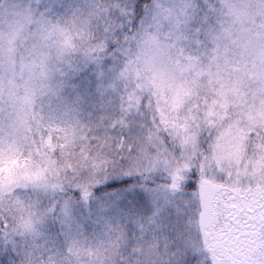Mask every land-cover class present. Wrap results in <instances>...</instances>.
<instances>
[{
  "label": "snow or ice",
  "instance_id": "obj_1",
  "mask_svg": "<svg viewBox=\"0 0 264 264\" xmlns=\"http://www.w3.org/2000/svg\"><path fill=\"white\" fill-rule=\"evenodd\" d=\"M81 251L264 264V0H27L0 19V264Z\"/></svg>",
  "mask_w": 264,
  "mask_h": 264
},
{
  "label": "trees",
  "instance_id": "obj_2",
  "mask_svg": "<svg viewBox=\"0 0 264 264\" xmlns=\"http://www.w3.org/2000/svg\"><path fill=\"white\" fill-rule=\"evenodd\" d=\"M51 231L58 230V225L55 229H50ZM85 237H87L86 245L88 249L94 251L97 244L98 239H102L103 237L100 235V230L96 226H90L87 229H85L84 233ZM60 246V245H58ZM73 261H76L77 264H90V262L94 259V257L91 255L90 251H81L78 255H73L72 257Z\"/></svg>",
  "mask_w": 264,
  "mask_h": 264
},
{
  "label": "rangeland",
  "instance_id": "obj_3",
  "mask_svg": "<svg viewBox=\"0 0 264 264\" xmlns=\"http://www.w3.org/2000/svg\"><path fill=\"white\" fill-rule=\"evenodd\" d=\"M26 2L27 0H0V19L13 18L20 5Z\"/></svg>",
  "mask_w": 264,
  "mask_h": 264
}]
</instances>
